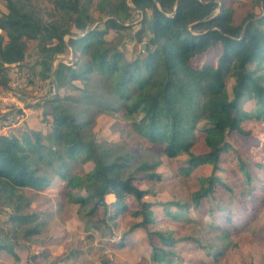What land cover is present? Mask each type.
<instances>
[{
	"label": "trees",
	"instance_id": "trees-1",
	"mask_svg": "<svg viewBox=\"0 0 264 264\" xmlns=\"http://www.w3.org/2000/svg\"><path fill=\"white\" fill-rule=\"evenodd\" d=\"M30 1L6 0L7 13L0 15V88L10 90V70L25 62L30 41L39 42L46 55L39 73L43 80L52 78L55 56L70 50L72 66L60 65L54 74L58 88L67 77L86 84L96 78L108 95L98 105L120 122V132L131 128L171 161L187 156L178 170L187 178L198 170V188L192 203L146 202L151 190L135 182L163 183L166 179L156 173L160 161L135 165L130 152L114 156L104 142L87 138L95 124L87 111L73 112L57 95L45 102L43 123L51 120L53 125L49 135L32 130L0 136V199L17 212L10 217L14 225L38 218L35 212L21 214L30 202L20 192L44 190L58 177L68 178L59 195L76 205L82 220L99 235L122 216L129 217L124 237L111 246L122 249L127 235L142 231L153 264H186L179 243L200 246L193 237L179 236L174 227L191 208L198 218L192 222L209 217L208 225L226 238L248 229L256 221V208L264 205V0H254L261 14H250L240 24L228 0H100L97 10L109 17L93 29L89 27L96 20L81 0H52L57 18L49 21ZM134 12L143 14L142 25L152 39L148 54L130 60L107 36L131 30L126 25ZM73 25L87 28L76 35ZM145 27L135 34L140 43ZM211 52L218 54L216 62H194ZM247 100L254 102L250 111L242 108ZM197 133L204 136L208 152H194ZM233 133L255 141L249 156L228 143ZM207 166L213 168L210 175ZM109 196H114L112 202ZM155 207L161 210L153 211ZM41 232L38 222L24 237ZM4 253L20 261L14 246L0 241ZM48 254H38L32 264H55L40 261Z\"/></svg>",
	"mask_w": 264,
	"mask_h": 264
},
{
	"label": "rangeland",
	"instance_id": "rangeland-1",
	"mask_svg": "<svg viewBox=\"0 0 264 264\" xmlns=\"http://www.w3.org/2000/svg\"><path fill=\"white\" fill-rule=\"evenodd\" d=\"M100 0H81V4L88 5L90 14L96 20L90 25L93 29L97 24L104 23L109 17L105 11L100 13L96 4ZM129 2V0H127ZM221 2L220 0H217ZM235 12V22L240 24L245 17L250 14L260 15L261 7L254 0H228ZM30 4L39 12L44 20L49 21L56 16L52 0H31ZM7 13L6 0H0V15ZM57 18V16H56ZM101 22H97V21ZM142 16L138 12L133 13L128 26L132 29L122 32H110L107 40L112 42L123 52L125 57L133 60L148 52L141 51V45L151 43L150 31L142 25ZM82 21H80V24ZM143 42L140 43L135 34L144 29ZM85 28L79 29L73 25V34H82ZM1 33V31H0ZM68 36H66V39ZM28 55L22 66L13 67L10 70V90L0 88V136L7 134H19L24 131H40L45 136L49 135L53 127L51 120L43 123V113L48 109L45 102L57 95L65 100L67 105L72 106L73 112L87 111L95 120V124L87 131V138L96 139L99 143L104 142L114 156H120L127 152L135 155V165L142 162L149 164L160 161L161 166L156 173L166 179L161 184L147 183L139 180L135 184L141 189H149L151 196L145 198L146 202L158 203L178 200L192 203V194L195 191L197 175L195 171L192 177H186L179 172V167L186 164L187 156H181L176 161H171L164 155L162 149L152 148L145 143L143 138L131 128L121 133L119 121L113 116L103 113L99 103H106L108 95L99 88L96 78L89 84L80 81L70 82L66 78L63 88L54 86L55 77L49 80L40 78L42 67L36 64L42 57L39 42L30 41ZM217 53L211 52L208 56L195 63L202 65L207 59L216 62ZM53 68L60 65L72 66L73 55L68 50L62 55L55 56ZM29 66L31 68H29ZM57 82V81H56ZM5 94V95H4ZM4 96L15 97L11 101L4 100ZM86 97V98H84ZM7 102V103H6ZM96 102V105H92ZM4 105V106H2ZM254 107L252 100L243 103V109L250 111ZM45 142L48 143L46 139ZM228 143L237 149L241 156H249L250 148L255 141L243 138L237 133L228 137ZM194 152L202 154L208 152L204 144V136L197 133V141ZM85 170L91 168L90 165L84 167ZM135 167L133 166L132 170ZM213 168L207 166L205 173L210 175ZM114 177H118V171L114 172ZM65 180L54 177L52 185L44 190H24L20 193L27 197L29 205L21 209V214L35 212L38 214L37 220L30 221L23 226H16L10 217L14 212L13 205L0 199V241L14 246L20 261L8 254H0V264H32V259L42 252H47L40 259L41 262H54L55 264H101L103 260H110L113 264H153L150 260L152 250L143 240L145 234L136 231L125 238L126 246L122 249L113 248L111 243L118 242L124 237L130 218H122L105 229L99 235L88 222L82 220L78 213V207L70 204L59 195V191L67 184ZM114 196H109L108 201L112 202ZM161 208H153V211H160ZM176 211L175 209H172ZM256 221H252L251 226L239 235L224 237L214 231L209 225V217L204 218L206 222L194 223L190 219H198L192 208L183 220L175 222L179 236H190L200 242V246L179 243V247L185 249L184 256L186 264H264V205L256 208ZM219 216V214H217ZM38 222L41 223V234L39 237L33 236L29 239L24 237L27 229H32ZM14 235V237L12 236ZM222 251L223 256H217ZM183 256V253H182ZM46 258V259H45Z\"/></svg>",
	"mask_w": 264,
	"mask_h": 264
},
{
	"label": "crops",
	"instance_id": "crops-1",
	"mask_svg": "<svg viewBox=\"0 0 264 264\" xmlns=\"http://www.w3.org/2000/svg\"><path fill=\"white\" fill-rule=\"evenodd\" d=\"M43 61V58L40 60V61H36V64H38V65H40L41 67H42V65H41V62ZM20 67V66H19ZM29 68H31L30 66H29ZM57 69H58V67L57 68H53V71H52V74H53V76H54V74H55V72L57 71ZM41 71H42V69H41ZM40 71V72H41ZM5 95V94H4ZM5 98H4V100H6L7 102H8V100H12V99H15V97H12L11 98V96L9 97V96H4ZM6 102V103H7ZM2 106H4V105H2Z\"/></svg>",
	"mask_w": 264,
	"mask_h": 264
},
{
	"label": "water",
	"instance_id": "water-1",
	"mask_svg": "<svg viewBox=\"0 0 264 264\" xmlns=\"http://www.w3.org/2000/svg\"><path fill=\"white\" fill-rule=\"evenodd\" d=\"M98 22H101V21H98ZM126 26H128V25H126ZM148 50H149V46H147L146 44H142L141 45V51L148 52ZM54 86H55L56 91H57L58 90V85H57V82L56 81H54Z\"/></svg>",
	"mask_w": 264,
	"mask_h": 264
}]
</instances>
